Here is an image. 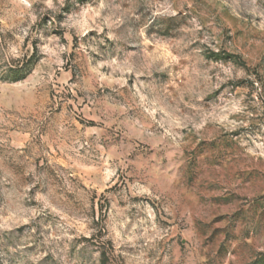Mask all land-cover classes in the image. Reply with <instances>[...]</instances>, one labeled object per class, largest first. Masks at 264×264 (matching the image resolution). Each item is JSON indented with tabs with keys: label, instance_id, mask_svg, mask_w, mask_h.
<instances>
[{
	"label": "rangeland",
	"instance_id": "374dc122",
	"mask_svg": "<svg viewBox=\"0 0 264 264\" xmlns=\"http://www.w3.org/2000/svg\"><path fill=\"white\" fill-rule=\"evenodd\" d=\"M0 264H264V0H0Z\"/></svg>",
	"mask_w": 264,
	"mask_h": 264
}]
</instances>
